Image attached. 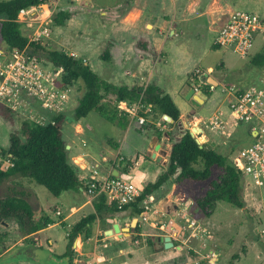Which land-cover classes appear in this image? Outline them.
I'll list each match as a JSON object with an SVG mask.
<instances>
[{
	"label": "crops",
	"instance_id": "1",
	"mask_svg": "<svg viewBox=\"0 0 264 264\" xmlns=\"http://www.w3.org/2000/svg\"><path fill=\"white\" fill-rule=\"evenodd\" d=\"M65 1L67 0H59L58 11L65 9L63 6L60 9V4ZM81 1L86 13L92 11L90 13L94 12L93 15L97 12L102 15L98 17L99 23L96 29L97 27L102 28L103 23H100L102 20H107L108 23L101 33L90 32V29L88 30L90 36L76 34V36L84 37L82 45L77 44L76 51L70 48L68 53L74 52L78 58L84 59L85 63L89 64L93 72L101 79L129 88L138 85L145 86L149 83L155 84L171 97L178 108L180 112L178 127L179 123L191 127L201 118H208L220 110L226 111L223 95L220 100L214 101V105L207 114H201L200 110L209 101L211 92L221 82L223 83L225 73L222 72L227 69L224 63L225 53L222 55L223 63L210 62V57L218 52L215 50L221 48L214 44V37L229 13L227 2L223 0H116L111 5L100 2V8L94 7L93 9L95 0ZM155 6L160 8L157 9ZM86 13L84 16L92 17L94 21V16L86 15ZM94 35L99 37L98 40ZM78 51L81 52V56L78 55ZM261 70L258 71V78ZM204 76L206 80L201 81ZM227 84L223 83V85ZM210 85L215 86L212 91H209ZM190 87H197V90L201 89L206 93L207 97L202 103L192 97H186ZM136 101L137 99L127 102L126 107ZM143 108L146 111H140L139 114L146 119L144 125H139L133 119H129L126 111L120 109L113 122L106 120L95 110L88 112L78 121H65L69 124L70 134L63 137L70 148V159L77 167L80 186L76 190H68L60 197H55L60 198L58 199L59 205L54 204L47 208V211L54 212L58 220L55 221L47 214L53 223L44 229L59 224L68 228L67 237L72 225L82 217L96 212L94 202L98 195L88 193L86 183L97 174L99 177L110 173L127 180V173L140 167L143 160L149 164L155 163L157 165L155 170L161 169L160 173L164 171L172 146L168 133L173 129V120H165L164 115L155 112L150 104L143 102ZM128 137L129 143H126ZM202 137L204 139L202 145L231 160L236 151L249 141L251 134L249 126L241 123L236 126L228 124L218 131L204 129ZM238 142L242 143L239 148L237 147ZM156 144H159V148L155 151ZM154 151L156 157L160 158L159 161L150 157ZM14 180L19 182V188L25 191L28 201L32 204V197H36L35 192L30 189L32 185L25 186L28 181L26 178L15 177ZM184 182L172 183L170 191L165 192L163 198L156 200L155 194L161 190L165 191L168 183L163 185L154 196H149L146 201L148 209L137 217H130L126 211L104 214L105 216L96 215L95 220L88 225V236L85 237L83 233H79L73 239L72 264H206L208 254H202L200 258L194 254L196 251L193 252L192 249L182 252L184 247L179 242L185 239L181 235L183 227L188 230L190 237L194 236L192 229H201L199 224L194 227L197 220L191 212L189 215H184L189 206L187 200L190 201V199H185L186 194L182 187ZM147 183L149 182L135 185L138 192ZM206 188L201 195L204 194ZM175 192L179 207L175 208L170 224L160 217L159 210H163L160 204L170 201ZM105 196L108 203L112 202L107 195ZM153 200H156L155 203ZM197 208L199 209L198 206ZM182 216L186 221L185 224H182ZM203 216L209 217L204 214ZM134 218L137 219L136 222H133ZM114 223L121 228V235L115 232L105 235L104 232L112 229ZM137 223L139 232L134 231ZM167 226L171 232L165 234L164 230ZM40 231L42 230L25 237L20 233L21 235L15 238L14 242L9 241L11 231H8V241L3 242L2 246L4 253L22 242H30L36 246V236ZM163 235L171 236L174 247L168 249L163 247L162 241L159 240V236ZM30 236L34 238L27 239ZM49 240L53 244L52 239ZM142 242L144 245L134 246V243ZM126 244L130 247L128 251L127 247L125 248ZM146 245H148L147 248ZM149 246L153 249L152 255H155V258L150 257ZM214 254V261H216L217 253L214 252ZM57 258L60 257L57 256ZM64 259L67 264V258ZM214 261L208 259L211 264H214Z\"/></svg>",
	"mask_w": 264,
	"mask_h": 264
},
{
	"label": "trees",
	"instance_id": "2",
	"mask_svg": "<svg viewBox=\"0 0 264 264\" xmlns=\"http://www.w3.org/2000/svg\"><path fill=\"white\" fill-rule=\"evenodd\" d=\"M46 1L49 0H0V17L5 18L0 23V37L8 49H27L30 56H36L45 63L61 68L65 88L79 84L81 95L78 96L73 110L74 121L95 110L106 120L113 122L119 111L118 103L132 102L141 93L144 104H150L155 112L168 115L173 120V129L168 133L172 146L164 171L154 182L147 183L134 201L120 208L116 202L108 203L105 194H99L94 202L96 212L82 217L72 225L67 236L66 251L57 256L67 258V264H72L73 239L79 233L88 236V225L95 220L96 215L126 211L130 217H137L146 211L145 205L149 196H154L163 185L206 181L212 175L213 169L220 172L209 182L204 194L196 198L201 212L210 216L219 201H225L234 207H244V177L240 170L227 156L197 144L187 128L179 130L180 112L167 93L153 83L131 88L114 85L101 79L81 58L71 56L64 50L46 49L40 44L28 41L22 33L21 24L15 21L18 10ZM67 15V11L59 10L55 13L53 26L63 25ZM251 63L258 68L264 67V50L254 55ZM107 99L109 102H104ZM15 116L11 107L0 104V117L13 124ZM66 118L65 113L60 111L52 112L43 122L21 120L18 127L9 132L7 148L1 147L4 153L12 156L13 165L7 169L0 168V182L10 177L26 178L44 186L54 197H60L65 191L78 189L80 180L77 167L70 159V148H66L67 142L62 132ZM16 182L19 183L17 180ZM9 220L15 222L23 237L53 223L45 212L36 216L25 191L14 186L9 188L6 195L0 196V221L7 225ZM134 231L139 232L138 223Z\"/></svg>",
	"mask_w": 264,
	"mask_h": 264
},
{
	"label": "rangeland",
	"instance_id": "3",
	"mask_svg": "<svg viewBox=\"0 0 264 264\" xmlns=\"http://www.w3.org/2000/svg\"><path fill=\"white\" fill-rule=\"evenodd\" d=\"M50 1L55 2L57 0ZM80 1L81 0H67L64 3L62 2L60 4V9L63 6L65 8L64 10L68 13L64 24L60 26H52L50 29L49 37L44 41H38L35 43L42 45V47L46 49L49 48L69 52V49L73 48L74 51H76L75 49L78 48L77 44L82 45V41L84 39L83 36H76V34H87L90 36V32L96 31L97 33H101L103 29L107 26V20H102L100 22L103 23L102 28L97 27L96 29L95 27L99 23L98 17L100 18L102 15H99L97 11L96 15H93L94 12L90 13L92 11L86 13V9L83 7V2L81 1L80 3ZM114 1L116 0H95V2H93V9L99 7L100 2H103V4L105 5H111L112 3H114ZM223 1L229 4L230 10L228 11L242 9L256 13L260 17L264 18V0ZM152 6L154 7L153 4ZM155 7L157 9L160 8L157 6ZM64 10L61 9V11ZM85 13L86 15L94 16L95 26L94 21H92V17L86 18L84 16ZM82 27H84V29ZM24 28L25 27L22 25V33L27 37ZM85 29L88 33L85 32ZM90 29L91 31L89 32L88 30ZM67 32L71 33L69 34ZM98 35L99 37H101L100 34ZM96 37L98 40L99 37ZM220 47V49L215 50L218 52H216L215 55H212L210 57V62H213L214 64H219L220 62L223 63L222 55L225 53L224 63L227 69H224V71L222 72L225 73L223 77V83L246 85L251 82H256L258 80V71L259 69L261 70V67L258 68L253 65L251 63V58L264 50L263 32H258L255 35L253 46L250 49V53L246 56H241L240 54L228 47ZM0 50L2 51L0 52V63H7L9 59H12V53L14 48L8 49L1 37ZM25 51L29 55L27 49H25ZM78 55L81 56V52L78 51ZM33 57L36 58L34 59L39 67L37 68L38 70H44L45 73L54 77L52 83L49 84V87L52 86L55 90H53V93L58 92L57 94L55 93L58 97H60L61 95L65 96V94L67 96L68 93L66 102H63L64 108L62 112H64L67 116L65 121L74 122L73 110L77 104L78 96L81 95V90L78 89L79 84L75 83L70 88H65L62 80V69H58L51 63H45V61H43L42 59H38L36 56ZM223 83L221 82V84H219V86H217L216 89L211 92L209 96V101L200 110L201 114H207L208 112H210L212 105H214L215 103L214 101L220 100L222 98L223 94L221 93V89L224 86ZM9 100L11 106L12 104H19L16 106L15 109L12 108L16 115L13 124L0 117V147H3V149H6L8 146L9 132L12 131L14 128H17L21 120L29 119L31 121L38 120L36 122H43L44 119H46L48 115L50 116L52 112H58L46 109L47 107L42 104L41 100H39L36 96L30 95L29 91L25 89L13 91L10 95ZM104 102L109 101L107 99L106 101L104 100ZM41 116H43L44 118H40ZM68 126L69 124L64 122L62 129L63 136H68L70 134ZM126 143H129V137L126 140ZM238 143L239 144L237 147L239 148L242 143ZM156 167L157 165H155V163L149 164L148 162L143 160L141 162L140 167H136L135 170H130L127 173L126 176L128 178L126 179L130 182H133L134 185H142L146 182L153 181L159 176V170H161L159 168H157L159 169L158 171L155 170ZM219 172L220 171L218 169H213L212 175L209 180L202 181L199 183L188 181L186 183L184 182L182 186L186 194L185 199H190L189 202L187 200L189 206L187 208V212H184V215H189V213L191 212V214L197 220L196 224H194V227L198 224L201 226V229L199 230L192 229V234L194 235L192 237H190L188 230L183 227L181 235L185 237V239L179 241L184 247L182 252H188L190 249H192L193 252L196 251L194 254L200 258L202 254L207 255L211 253L212 255L215 252L217 253V258L216 261H214V264H264V189L255 186L249 176H245L244 178V207H234L225 201H219L212 215L206 218L196 206V198L203 193L209 181L217 177ZM14 179L15 177H10L3 179L0 182V196L6 195L9 192V188L13 186L16 188L20 187V184L17 183ZM31 185L32 188L30 189L36 194V197H32L31 200L32 208L34 210L35 215L38 216L41 212H45L51 218L57 221V215L52 211H47V208L53 206L54 204L59 205L58 199L60 198H55L48 192V190L44 186L39 185L35 182L27 181L25 184V186L27 187H30ZM165 189V191L161 190L159 193L155 194L154 197L156 200L163 198L165 192L170 191L171 183H168ZM176 194L177 193L175 192L171 196L170 201L162 202L160 204V207L163 210H159V215L161 218L166 219L170 224L171 216L172 214H174L175 208L179 207V202L176 201ZM155 201L153 203H155ZM183 217L184 216H182V224H185L186 221ZM7 223V225H4L0 221V264L66 263V259L57 258V255L62 254L68 246V238L66 237V232L68 228L63 227L59 224L51 225L47 229L43 228L42 231H40L36 236V246L35 244H31L30 242H22L13 246L12 248H10V250L4 253V247L2 248V246L3 242L8 241V231H11V234L9 236V241L11 242H14L15 238L19 237L22 234L20 230H17L15 222L9 220L7 221ZM164 232H166L165 234L171 232L169 226L165 228ZM34 236L27 237V239L31 240L32 238H34ZM49 239H52L53 244L50 243ZM134 244V246L136 247L144 245L143 242ZM147 246L148 245H146V248ZM126 247L128 251V249L130 248L129 244H126L125 248ZM148 253L150 254V257L155 258V255H152L153 249L150 246L148 249ZM213 255L214 256H211L210 258L211 261L214 260L215 254ZM206 264H211L210 262H208V258Z\"/></svg>",
	"mask_w": 264,
	"mask_h": 264
},
{
	"label": "built area",
	"instance_id": "4",
	"mask_svg": "<svg viewBox=\"0 0 264 264\" xmlns=\"http://www.w3.org/2000/svg\"><path fill=\"white\" fill-rule=\"evenodd\" d=\"M58 2L59 0L55 2L49 0L18 10L15 21L25 27L28 41H44L49 37ZM4 19L0 17V23ZM258 32H264L263 17L246 10H231L216 31L214 44L228 47L241 56H246L250 53ZM69 54L77 57L74 52ZM12 55V59H9L7 63H0V103L15 109L19 103L11 106L10 95L13 91L25 89L30 95L41 100L42 104L47 107L46 109L63 111V104L66 102L68 93L67 96L65 94L60 97L56 96L58 92L53 93L54 89L52 86L49 87V84L52 83L54 77L45 73L44 70H38L36 58L28 55L25 49L14 48ZM83 62H85L84 59ZM194 88L197 90V87ZM214 88V85H210L209 91ZM222 94L226 111L220 110L208 118H201L195 125L203 130L218 131L228 124L234 126L241 123L247 124L251 137L244 146L238 149L231 161L244 178L249 176L255 186L264 189V68L256 82L249 85H224ZM142 96L141 93L137 101L129 107H126L123 102L118 103L119 109L126 111L129 119H133L139 125L146 122L145 117L139 114L140 111H146L143 108ZM11 158L12 156L4 153L0 147V168L7 169L12 166ZM86 191L92 195H107L110 201L117 203L118 208L134 201L139 193L133 183L110 173L99 177L98 174L94 176L86 183ZM145 208L148 209V206L145 205ZM213 254H208V259L214 256Z\"/></svg>",
	"mask_w": 264,
	"mask_h": 264
},
{
	"label": "water",
	"instance_id": "5",
	"mask_svg": "<svg viewBox=\"0 0 264 264\" xmlns=\"http://www.w3.org/2000/svg\"><path fill=\"white\" fill-rule=\"evenodd\" d=\"M205 80H206L205 79V76L201 78V81H205ZM212 81H214V80H212ZM186 97L187 98L192 97L193 99H195L199 103H202L203 100L207 97V95L201 89L195 90L194 87H190L189 90H188V92H187ZM163 117H164L165 120H170L171 119L168 115H164ZM179 128L182 130L183 128H188V127H187V125H182L181 123H179ZM188 130H189L190 135L195 138V141L197 142V144H199L201 146L202 143L204 142V139L202 137V134L204 133V130L201 127L196 126V125H193V126L189 127ZM66 148H69V146L66 145ZM158 148H159V144H156L154 146L155 151ZM155 151L153 153H151L150 157L153 158V159H155L156 161H159L160 158L159 157H156ZM136 220L137 219L134 218L133 219V222H136ZM113 232L118 233L119 235H121V228L118 226L117 223H114L113 226H112V229H108L104 233H105V235H110ZM125 234H128V233H125ZM159 240L162 241L163 247L165 249L174 247V242L172 241L170 235L159 236ZM175 247H178V246H175Z\"/></svg>",
	"mask_w": 264,
	"mask_h": 264
}]
</instances>
